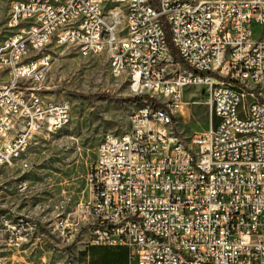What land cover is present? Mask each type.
Returning a JSON list of instances; mask_svg holds the SVG:
<instances>
[{"label": "built area", "instance_id": "1", "mask_svg": "<svg viewBox=\"0 0 264 264\" xmlns=\"http://www.w3.org/2000/svg\"><path fill=\"white\" fill-rule=\"evenodd\" d=\"M7 25L0 165L29 167L36 137L71 120L69 101L55 108L44 94L52 45L106 54L115 77L149 95L127 131L102 135L90 197L54 218L62 244L126 246L129 264H264V0H15ZM192 85L216 123L187 142L173 123ZM42 234L0 216L11 249Z\"/></svg>", "mask_w": 264, "mask_h": 264}, {"label": "rangeland", "instance_id": "2", "mask_svg": "<svg viewBox=\"0 0 264 264\" xmlns=\"http://www.w3.org/2000/svg\"><path fill=\"white\" fill-rule=\"evenodd\" d=\"M14 1L0 0V40L12 31L7 23ZM49 48L54 64L44 94L54 101H69L71 120L57 133L42 132L36 137L28 153L29 167L0 165V209L37 221L43 233L17 250L0 243V264H84L82 255L92 245L85 237L70 246L62 244L54 218L61 209L71 210L90 197L87 172L102 135L127 131L130 115L149 97L135 94L126 76L115 77L106 54L84 57L74 45ZM182 99L173 128L190 142L215 120L201 86H187ZM163 100L156 97L154 101L162 104ZM108 256V264H119L114 254Z\"/></svg>", "mask_w": 264, "mask_h": 264}, {"label": "crops", "instance_id": "3", "mask_svg": "<svg viewBox=\"0 0 264 264\" xmlns=\"http://www.w3.org/2000/svg\"><path fill=\"white\" fill-rule=\"evenodd\" d=\"M110 253L114 254V258L119 264H129L130 250L128 247L120 245H92L82 255V259L84 264H108Z\"/></svg>", "mask_w": 264, "mask_h": 264}, {"label": "bare ground", "instance_id": "4", "mask_svg": "<svg viewBox=\"0 0 264 264\" xmlns=\"http://www.w3.org/2000/svg\"><path fill=\"white\" fill-rule=\"evenodd\" d=\"M41 91L42 89H33V96H42ZM55 108H62V101H55ZM139 114H140V107H138L132 112V115H139ZM21 215L23 214L17 213V215H15L13 211H8V210L6 211L0 209V216L4 223H10L12 225H16L18 226V228L33 226V221H34L33 219L29 218L28 216L23 217Z\"/></svg>", "mask_w": 264, "mask_h": 264}, {"label": "trees", "instance_id": "5", "mask_svg": "<svg viewBox=\"0 0 264 264\" xmlns=\"http://www.w3.org/2000/svg\"><path fill=\"white\" fill-rule=\"evenodd\" d=\"M168 40H169V44H170V50H171V53H172L173 56H174L175 61H176L177 63H183V61H182V59L180 58V56H179L177 50L173 47V44H172V42H171V37H170L169 32H168ZM214 120H215L214 123H216V119H215V117H214Z\"/></svg>", "mask_w": 264, "mask_h": 264}]
</instances>
